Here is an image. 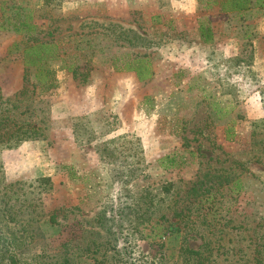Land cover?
<instances>
[{
	"label": "rangeland",
	"instance_id": "1",
	"mask_svg": "<svg viewBox=\"0 0 264 264\" xmlns=\"http://www.w3.org/2000/svg\"><path fill=\"white\" fill-rule=\"evenodd\" d=\"M219 1L0 0V133L37 134L0 143V264H254L264 10ZM39 43L43 82L23 64ZM219 174L240 176L237 198L189 204Z\"/></svg>",
	"mask_w": 264,
	"mask_h": 264
},
{
	"label": "trees",
	"instance_id": "2",
	"mask_svg": "<svg viewBox=\"0 0 264 264\" xmlns=\"http://www.w3.org/2000/svg\"><path fill=\"white\" fill-rule=\"evenodd\" d=\"M216 3V1H215ZM220 9L222 11L225 12H242V11H246L248 9H250L251 5L253 6H257L260 9L264 10V0H220L218 2ZM26 23H20V26L15 25V30L19 31L20 27L25 26ZM27 28H30L27 27ZM199 38L200 40L205 43L208 44L212 41L213 36H212V32L211 30L208 28L207 30H204L203 28H201L200 30V34H199ZM23 55H24V62L23 64L26 67H33L36 70V74L35 76L37 77V79L41 82L44 81V76L43 75V71L40 69L41 65L43 63H45L48 58H53L54 55V49L53 47H51L48 44H36L35 46H29L27 48L24 49L23 51ZM49 73V72H47ZM137 74L139 75V72L137 71ZM43 76V77H42ZM140 80H142L143 78H145V76H138ZM18 131H12V129L8 128L6 131L0 133V143L4 144L5 148H10L12 147L13 143L16 142V144L23 140V139H29V138H34L37 136L36 134V130H32L30 132L24 131V132H20L19 129H17ZM227 131H229V129H227ZM15 145V144H14ZM212 179H217L219 180V183H209L210 181H208L206 184L203 180H199L196 184H194L187 192V195L189 198V204L192 203V200L194 201V204L192 206H196L199 207L200 204H203L204 202H208L209 198H208V194L211 193V190L214 189L215 191H218L220 189L226 188L227 191V195L231 196V195H235L236 198L237 196L240 194V190L241 188V180H240V176L239 175H227V176H223V174H219V175H213L211 177ZM209 185V186H208ZM165 193L169 192V189H164ZM197 198H199V200L197 201ZM201 206V205H200ZM190 207H186V206H182V208L178 211V214H175L173 216V218L176 219H185L188 218V214ZM161 218H165V216H161ZM175 219V220H176ZM161 222H157L155 224L154 229H152L151 232H153L155 229H158L159 231L162 230L163 233L158 236L159 238H163L165 237L167 234L170 235L168 228L166 227L165 229L162 228L161 224H159ZM160 226H159V225ZM166 230V231H165ZM254 232V231H253ZM187 244V243H186ZM261 250H264V237H262V244L259 245ZM188 252L189 255H193L192 256H186L185 258L187 260H192V259H196L198 257H200L201 253L200 251H194L191 250L187 245L185 246L183 252ZM11 262L10 264H17L16 260L14 259V257H11ZM199 260H193L195 261V263L199 264ZM253 261L254 264H264V251L263 253L261 251L257 252V255H255L253 257Z\"/></svg>",
	"mask_w": 264,
	"mask_h": 264
}]
</instances>
